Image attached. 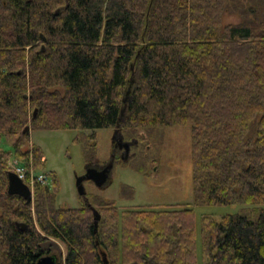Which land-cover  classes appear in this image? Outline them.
Here are the masks:
<instances>
[{
  "label": "trees",
  "instance_id": "obj_1",
  "mask_svg": "<svg viewBox=\"0 0 264 264\" xmlns=\"http://www.w3.org/2000/svg\"><path fill=\"white\" fill-rule=\"evenodd\" d=\"M227 2L241 23H223ZM177 124L191 127L195 203L246 205L203 218L204 264H264V0H0V264L52 253L59 264H104V253L109 264H197L192 207L120 212L98 196L62 207L55 173L56 190L38 184L27 203L8 192L1 145L40 166L42 149L26 148L34 128L118 126L137 145L139 128L154 139Z\"/></svg>",
  "mask_w": 264,
  "mask_h": 264
},
{
  "label": "rangeland",
  "instance_id": "obj_2",
  "mask_svg": "<svg viewBox=\"0 0 264 264\" xmlns=\"http://www.w3.org/2000/svg\"><path fill=\"white\" fill-rule=\"evenodd\" d=\"M247 4V0H243ZM223 23H241L243 15L238 12L231 2H227L223 11ZM43 39V47L47 40ZM139 69L135 67L133 77H138ZM134 84L130 83L123 100H127ZM258 118H255L247 134L249 142H253L258 128ZM115 127L93 129H47L34 128L30 131V140L26 148L34 149L39 146L44 153V160L38 166L34 154L19 155L13 151L7 138L2 140V148L9 152L6 155L8 168L23 166L29 174H45L48 182H36L33 185V200L38 184L48 185L53 190L54 175L58 179L59 191L57 203L62 207H79L85 203V198L79 194L77 176L83 175L88 164L108 166L113 163L111 178L104 187L97 186L93 181L86 180L84 185L87 197L91 203L95 196L116 202L120 212L127 209L154 208L173 209L192 207L195 213V232L197 239V264H204L202 227L203 218L212 217L219 221L228 214H235L246 206L236 204H196L195 186L193 182V157L191 127L189 125H171L158 129L151 139L148 129L139 128L136 135L139 144L131 148V156L137 159L129 163L122 162L119 152L114 156ZM96 139L91 140V134ZM143 137V140L139 139ZM134 139L133 137L128 138ZM91 140V141H90ZM152 140V142H151ZM96 142V143H95ZM95 150L88 149L89 145ZM87 155L97 159L86 161ZM52 246V252L66 255L64 242L52 239L45 246Z\"/></svg>",
  "mask_w": 264,
  "mask_h": 264
},
{
  "label": "water",
  "instance_id": "obj_3",
  "mask_svg": "<svg viewBox=\"0 0 264 264\" xmlns=\"http://www.w3.org/2000/svg\"><path fill=\"white\" fill-rule=\"evenodd\" d=\"M67 4L69 3V0H66ZM60 11V9L57 10V13ZM43 39H46L44 35H42ZM37 110H35L34 115H36ZM30 129V126L25 127L24 132L28 131ZM113 142L116 147H119L123 150L122 159L123 161H128L131 156V147L132 145L137 142L136 139L134 140H125L123 132L120 130V128H116L115 136L113 138ZM113 168V163H111L108 166H105L104 168H98L97 166H88L86 172L83 175L77 176V187L79 194L85 198V201L88 205H91V203L88 200L87 197V190L84 185V182L86 180L93 181L97 186L104 187L106 186L111 178V171ZM8 192L13 195H20L22 196L27 203H31L33 201V191L30 188V186L19 177V175L15 172L10 170L8 173ZM94 215H95V231L98 229V223L101 219V214L94 209ZM17 225L21 228L26 227V224L23 222H18ZM104 264H109L108 258L106 254L104 253ZM59 263V257L55 254H48L40 257L35 264H58ZM131 264H137V263H131Z\"/></svg>",
  "mask_w": 264,
  "mask_h": 264
},
{
  "label": "built area",
  "instance_id": "obj_4",
  "mask_svg": "<svg viewBox=\"0 0 264 264\" xmlns=\"http://www.w3.org/2000/svg\"><path fill=\"white\" fill-rule=\"evenodd\" d=\"M15 171L21 179H23L33 190V185L36 182L47 183L49 177L45 174H29L28 171L23 166H15L14 169H10Z\"/></svg>",
  "mask_w": 264,
  "mask_h": 264
},
{
  "label": "flooded vegetation",
  "instance_id": "obj_5",
  "mask_svg": "<svg viewBox=\"0 0 264 264\" xmlns=\"http://www.w3.org/2000/svg\"><path fill=\"white\" fill-rule=\"evenodd\" d=\"M115 128H120V127L117 126V127H115ZM120 130L122 131L121 128H120ZM122 132H123V131H122ZM123 134H124V133H123ZM124 138H125V136H124ZM125 140L130 141L129 139H125ZM131 140H134V139H131ZM135 143H136V142H135ZM135 143H134V144H135ZM134 144H133V145H134ZM133 145H132V147H133ZM132 147H131V148H132ZM119 152H121L120 155L122 156V154H123V150L120 149L119 147H116L115 144H114V156H115V155H118ZM122 162H125V161H122ZM88 166H97V167L100 168V169H101V168H104V166L99 165V164H88ZM88 200H89V199H88ZM85 202H86V201H85ZM89 202H90V201H89ZM86 203H87V202H86ZM90 203H91V202H90ZM52 254H53V253H52ZM58 264H59V263H58Z\"/></svg>",
  "mask_w": 264,
  "mask_h": 264
},
{
  "label": "bare ground",
  "instance_id": "obj_6",
  "mask_svg": "<svg viewBox=\"0 0 264 264\" xmlns=\"http://www.w3.org/2000/svg\"><path fill=\"white\" fill-rule=\"evenodd\" d=\"M140 117V116H139ZM143 118V117H142ZM33 191V190H32ZM48 255V254H47Z\"/></svg>",
  "mask_w": 264,
  "mask_h": 264
}]
</instances>
